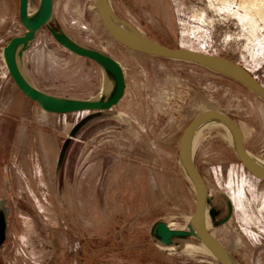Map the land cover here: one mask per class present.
<instances>
[{
  "label": "rangeland",
  "instance_id": "374dc122",
  "mask_svg": "<svg viewBox=\"0 0 264 264\" xmlns=\"http://www.w3.org/2000/svg\"><path fill=\"white\" fill-rule=\"evenodd\" d=\"M110 2L155 43L228 59L264 85V0ZM43 6L29 0V17ZM26 30L19 0H0V264H221L191 226L196 189L181 137L199 113L220 111L264 164V97L204 65L121 44L95 0H53L51 19L19 51L28 81L51 97L94 100L117 80L62 38L118 62L125 93L109 109L50 111L18 88L4 61ZM227 130L205 128L193 154L209 192L208 229L238 264H264V180L242 164Z\"/></svg>",
  "mask_w": 264,
  "mask_h": 264
},
{
  "label": "water",
  "instance_id": "95a60500",
  "mask_svg": "<svg viewBox=\"0 0 264 264\" xmlns=\"http://www.w3.org/2000/svg\"><path fill=\"white\" fill-rule=\"evenodd\" d=\"M28 1L29 0H19V18L23 25L27 28L26 32L23 35L11 38L9 43L4 48V57L8 71L14 79L18 88L27 97L31 98L34 101H37L43 108L48 109L50 111L68 112L78 110H103L112 108L114 105H116L122 99L125 93V81L123 78V71L120 66L118 67L115 61L110 59L109 57L99 52L85 49L67 39L60 38L59 40L72 51L78 53L79 55L99 61L105 67L110 70H113L117 74V86L113 94L102 101L61 99L44 94L33 84L28 82V80H26V78L20 72L16 63V49L19 44H25L30 41L34 35V32L39 30L43 25H45L51 19L53 13V0H43L44 6L41 16L36 20H32L28 16L27 12ZM95 3L97 11L103 23L105 24L106 29L109 31L111 36L121 44L139 52L148 53L156 56L180 58L204 65L210 69L216 70L226 76H229L241 82L242 84L246 85L247 87L264 97V85L260 83L255 77L250 75L245 69L244 70L247 74H239L230 70L229 68L218 63L216 61L217 57L215 56H210L205 53L184 48H172L155 43L154 41L149 45H143L123 39L116 32V29L108 15L105 6V0H95ZM208 117H218L231 128L236 139V150L238 157L242 164L245 166V168L252 175L261 180H264V173L254 167L244 144V133L240 125L229 115L216 110H207L202 113H199L184 130L179 147L180 158L197 180L196 203L195 212L193 214V224L195 228L200 232V234L215 246L218 252V259L220 263L231 264L230 256L226 248L219 241V239L210 232V230L204 225L200 218L204 202L206 200L207 186L200 170L198 169L194 161V158L187 151V142L192 132L202 120ZM157 232L162 237V240L164 242H170L172 231L166 223H160L157 227Z\"/></svg>",
  "mask_w": 264,
  "mask_h": 264
},
{
  "label": "bare ground",
  "instance_id": "6f19581e",
  "mask_svg": "<svg viewBox=\"0 0 264 264\" xmlns=\"http://www.w3.org/2000/svg\"><path fill=\"white\" fill-rule=\"evenodd\" d=\"M248 1V0H247ZM253 2V1H251ZM252 4V3H251ZM105 6H106V10L108 12V15L116 29V32L125 40L127 41H130V42H133V43H137V44H143V45H149L151 43H153L152 40H150L149 38H147L145 35H143L140 31H138L132 24H130L129 22H125V21H122L115 13L112 5H111V2L110 0H105ZM29 16V15H28ZM23 44H19L17 49H16V63H17V66L20 70V72L22 73V75L26 78L24 72H23V69L20 65V61L18 60V55H19V51L21 50V47H22ZM3 56H4V53H3ZM4 61H5V57H4ZM216 61L218 63H220L221 65L229 68L230 70L236 72V73H239V74H247L246 71L241 67L239 66L238 64L234 63V62H231L225 58H220V57H217L216 58ZM6 63V62H5ZM118 67L120 66L118 62H115ZM121 68V67H120ZM104 71L107 72L108 68L107 67H104L103 68ZM122 69V68H121ZM26 80H28L26 78ZM29 82V81H28ZM31 83V82H30ZM32 84V83H31ZM116 86H117V80L112 78V80H106L105 83H104V86L102 88V91L100 92L101 94L98 96L97 99H94V101H102V100H99L101 99L102 95L103 94H106L107 98L109 96H111V94L114 92V90L116 89ZM218 124H221V125H224L230 132L233 140L235 141V144H236V139H235V136H234V133L232 132L231 128L224 122L222 121L221 119H219L218 117H208L204 120H202L197 126L196 128L194 129V131L192 132L190 138L188 139V142H187V151L188 153L193 157V154H194V150L196 148V144H197V140L200 136V133L207 127H211V126H216ZM202 134V133H201ZM249 154V153H248ZM250 156V154H249ZM251 160H252V163L254 165V167L263 172L264 173V164L262 163H259L258 161H256L255 159H253L251 156H250ZM183 162V161H182ZM183 166L186 171V174L188 176V178L190 179V181L192 182V184L194 185L195 189L197 187V180L196 178L194 177V175L191 173V171L187 168V166L184 164L183 162ZM209 193V192H208ZM208 193H206V200L204 202V206H203V209H202V212H201V220L202 222L204 223V225L208 228V222H209V217H210V210L208 211L207 209V197H208ZM211 193V192H210ZM211 195V194H210ZM210 209V208H209ZM211 218V217H210ZM190 222H191V226H194L193 224V216L190 217ZM195 233L196 235L202 239L203 243L208 247L210 248L214 254L217 256L218 258V252L215 248V246L209 241L207 240L205 237H203L200 232L195 228ZM3 238V231L0 229V242ZM230 256V260H231V264H238V262L229 254Z\"/></svg>",
  "mask_w": 264,
  "mask_h": 264
}]
</instances>
